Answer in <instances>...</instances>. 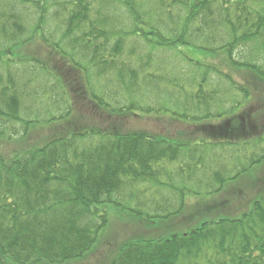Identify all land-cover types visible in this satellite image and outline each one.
I'll return each instance as SVG.
<instances>
[{
    "label": "trees",
    "instance_id": "16d2710c",
    "mask_svg": "<svg viewBox=\"0 0 264 264\" xmlns=\"http://www.w3.org/2000/svg\"><path fill=\"white\" fill-rule=\"evenodd\" d=\"M37 39L85 74L90 87L89 64L96 77L116 72V81L132 92L136 71L116 59L136 39L153 50L184 47L221 56L264 82V0H0V143L25 140L36 126L61 124L73 115L59 74L31 48ZM135 54L134 46L128 56ZM241 56L245 58L239 60ZM203 84L183 108L196 113L174 112L180 119L202 125L212 117L213 95ZM239 89L244 100L232 110L251 98L248 88ZM90 93L108 113L134 108H113L103 96ZM49 97L59 112L66 102L65 113L47 116ZM227 128H210L213 135L199 141L146 131L73 128L14 154L0 151V255L15 264H66L88 255L116 217L151 224L177 218L188 182H203L198 172L205 176L214 170L211 181L201 185L217 195L227 181L264 162V148L249 156L248 168L236 162L228 169L212 154L207 157V150L235 144L238 134ZM261 145L264 133L240 146ZM172 163H178L173 171L168 169ZM173 177H180L184 186L174 187L176 197L164 196ZM146 183L154 186L150 197L142 185ZM108 264H264V192L238 216L207 218L187 231L123 240Z\"/></svg>",
    "mask_w": 264,
    "mask_h": 264
},
{
    "label": "rangeland",
    "instance_id": "374dc122",
    "mask_svg": "<svg viewBox=\"0 0 264 264\" xmlns=\"http://www.w3.org/2000/svg\"><path fill=\"white\" fill-rule=\"evenodd\" d=\"M253 45L251 44V46ZM134 46L136 54L128 56ZM31 48L34 50L35 56L47 62L49 68L59 74L69 96L68 100L71 101L73 115L70 120L61 124L36 126L28 131L25 140L15 139L10 143H0V151L6 154H14L17 151L41 145L56 134H69L73 128L116 129L122 133L146 131L155 137L178 141H199L213 135L209 132L210 128L213 132L216 129H225L228 127H226V123L230 125L227 129L238 134L233 137L235 144L232 147L227 146L226 149L217 148L206 151L207 157L212 154L221 167L225 164L228 169H232L237 162L239 166L248 168L249 156H252V153L261 152L264 148V145H261V149L260 146H248L245 149L240 146L246 139L264 133V82L257 80L250 72L230 65L221 56L203 55L200 51L184 47L153 50L142 39L129 41L122 59L120 56L116 60H119L120 64L122 61L125 62V65H130L136 71V84L130 92L116 81V72H111L109 76L96 77L92 66L87 65L93 71L90 78L92 86L90 87L85 74L71 68L62 59L53 55L42 41L37 39L32 42ZM150 55L151 59H148ZM186 57L209 66H198ZM242 57L239 60L245 58V56ZM69 65L72 64L69 63ZM123 68L125 67L123 66ZM217 69L222 70V73H218ZM126 74L129 73L126 72ZM204 79L207 81L203 82ZM47 81L50 79L47 78ZM200 83H204L202 88L211 91L213 95L209 108L213 112L212 117L206 119L202 125L194 124L191 120L180 119L174 114V112H187L191 117L196 113L192 107L187 111H184L183 108L187 101L192 100L190 97L196 93ZM240 86L250 90L251 98L243 103L241 109L235 107L232 110L233 105L244 100L242 91L239 89ZM91 90L95 94L103 96L113 108L122 105L130 107L132 104H134V108L132 111L128 110V112L119 114L108 113L91 100L93 97L90 93ZM49 98L50 104L47 105L49 110H45V114L49 111L47 116L52 117L65 113L66 105H68L66 102L62 105V111L59 112L60 107L55 106L54 98ZM201 108L204 107L201 106ZM39 109L41 110L42 106ZM218 113L222 114L221 117ZM33 118L34 116H32ZM213 139L214 141L215 139L219 140V138ZM239 143L241 144L239 145ZM178 163H172L168 169L175 170ZM211 166L214 169L218 167L214 163ZM213 172L214 170L208 171L205 176L198 172L196 177L203 179L202 183L196 182V179L188 182L189 187L184 194L186 202L182 207L179 206L181 214L177 218L165 223L157 221L151 224L139 222L130 216H124L121 219L116 217L115 221L112 220L109 230L101 238L102 240L88 255L66 264H108L112 254L123 240L142 234L158 237L172 231H187L198 226L207 218L238 216L242 211L249 210L253 201L264 192V162L252 167L249 172L246 171L238 180L227 181L224 191L217 195L211 194V191L201 185L211 181ZM174 178L167 183L168 190H163L164 196L176 197L174 187L184 186L179 180L180 177ZM142 185L149 190L146 196H152L150 190L154 193L153 184ZM142 185H139V188H142ZM160 193L162 192L160 191ZM0 264L15 263L0 255Z\"/></svg>",
    "mask_w": 264,
    "mask_h": 264
}]
</instances>
